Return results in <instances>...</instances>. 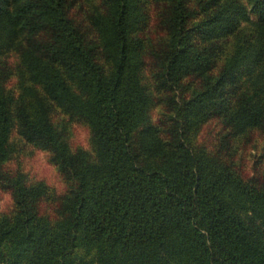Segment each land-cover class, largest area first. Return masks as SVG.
Instances as JSON below:
<instances>
[{"label":"trees","instance_id":"trees-1","mask_svg":"<svg viewBox=\"0 0 264 264\" xmlns=\"http://www.w3.org/2000/svg\"><path fill=\"white\" fill-rule=\"evenodd\" d=\"M95 1L92 34L71 0H0V264H264V0ZM27 145L63 192L10 166Z\"/></svg>","mask_w":264,"mask_h":264},{"label":"rangeland","instance_id":"rangeland-1","mask_svg":"<svg viewBox=\"0 0 264 264\" xmlns=\"http://www.w3.org/2000/svg\"><path fill=\"white\" fill-rule=\"evenodd\" d=\"M95 1V0H94ZM72 6L69 10V14L74 18L77 25L86 33H92L93 29L88 20V12L90 10L91 0H71ZM96 2V1H95ZM149 23L147 28V34L152 37L160 36L161 27L159 23H157V5L150 4L149 6ZM255 18V17H254ZM5 57H2L4 59ZM7 62L11 65H15L18 62L16 54L14 52L8 53L6 57ZM145 74L149 75L148 66L145 69ZM16 78L12 77L8 82V87L11 90L16 91ZM156 112V111H155ZM156 116V113H155ZM62 119L68 120V118L59 112H55L53 115V121L58 122ZM70 144L73 148L76 147H89V130L86 125L78 122V121H70ZM214 129L217 131L218 128L214 122L203 127L200 133V139L202 141H207L209 137H211V133L214 132ZM16 132L12 133L13 138L16 136ZM255 140L253 143H250L247 147H245V163L247 166L251 164V152L254 150V144H259L260 137L258 134H254ZM24 152L18 156L16 159L12 161L10 166L15 168L17 165L21 167L29 176V178L33 180H43L45 181L49 187L54 189L57 193H61L65 189V184L56 171L55 167L49 161V154L47 151L33 148L32 146H25ZM12 208V200L8 192L0 189V212H7Z\"/></svg>","mask_w":264,"mask_h":264}]
</instances>
